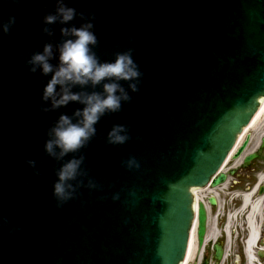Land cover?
Instances as JSON below:
<instances>
[{"label": "water", "instance_id": "water-1", "mask_svg": "<svg viewBox=\"0 0 264 264\" xmlns=\"http://www.w3.org/2000/svg\"><path fill=\"white\" fill-rule=\"evenodd\" d=\"M65 3L76 17L66 25H45L56 0H0V23L16 18L7 34L0 30V264H183L193 192L225 181L224 174L215 175L264 103V0ZM80 13L85 20L95 14L92 51L99 61L131 49L142 76L138 91H129L131 100L101 117L85 147L57 160L44 151L48 130L62 114L75 122L83 105L42 111L50 107L41 97L51 74L39 68L30 73L26 61L51 44L49 62L57 66L58 46L66 39L60 30L84 23ZM105 82L72 90L102 92ZM120 83L128 90L127 82ZM116 124L128 130L122 145L107 142ZM81 155L87 176L77 177L83 183L58 207L52 194L56 172ZM129 156L139 161V170L122 166ZM89 179L98 187H86ZM209 203L215 206L213 198ZM197 220L202 245V205ZM221 253L215 245L214 259Z\"/></svg>", "mask_w": 264, "mask_h": 264}, {"label": "clouds", "instance_id": "clouds-1", "mask_svg": "<svg viewBox=\"0 0 264 264\" xmlns=\"http://www.w3.org/2000/svg\"><path fill=\"white\" fill-rule=\"evenodd\" d=\"M19 4L20 0H12ZM77 15L73 7H69L65 0H56L54 13L44 16L43 23L51 25L59 21L60 24H69ZM85 20L84 13L79 14ZM95 14L92 13L79 27H62L61 34L66 37L58 46L59 64L53 66L49 61L53 56L51 44H45L42 52H36L26 61L29 65L28 71L35 73L37 69L42 75L51 78L44 86L42 101L50 104V107L43 108L47 112L68 105L70 102H78L83 105L82 109L74 112L76 118L68 115H60L55 125L48 130L49 139L45 141L44 151L51 157L59 160L69 153L78 152L85 147L96 133L95 125L105 113L119 112L122 103L131 100L129 91L135 93L139 89L142 73L139 66L132 58V50L116 53L115 59L111 62H100L92 51V46L97 43V37L92 30ZM15 16H9L7 21L0 23V30L7 34L15 24ZM47 35H51L48 27L43 29ZM103 83L102 92H74V86L84 87L91 84L93 87ZM121 81L127 82L128 90ZM128 130L125 125H113L107 135V142L111 145H122L129 140ZM58 150V151H57ZM84 157L69 159L56 172L57 179L52 185L53 197L57 206H62L74 197L76 189L81 186L83 180L77 181V177H86L87 172L82 170L81 165ZM30 167H35V161L28 160ZM122 166L129 171L139 170V161L134 156H129L122 161ZM72 181H77L73 185ZM89 189H95L98 185L92 179L88 180ZM134 195V191L129 192ZM113 200L119 199V193L112 196ZM257 256L249 258V264L257 261Z\"/></svg>", "mask_w": 264, "mask_h": 264}, {"label": "rangeland", "instance_id": "rangeland-1", "mask_svg": "<svg viewBox=\"0 0 264 264\" xmlns=\"http://www.w3.org/2000/svg\"><path fill=\"white\" fill-rule=\"evenodd\" d=\"M261 133H263L264 135V118H263V123H261L259 127H257L256 129L250 130L247 133L246 137H249L250 140L251 137H253L252 145L256 146L255 142L258 141ZM250 149H251V145H250ZM252 167L253 169L250 170H248V168L246 170H242L241 172L242 178L238 179V183L234 185L233 188H231L232 192L230 191V193L227 194L225 190L220 191L222 192L220 196L221 203H223L225 207L224 213H226V215L230 214L232 216L230 221L231 241L228 246L225 245L226 249L230 248L229 251L227 252L226 264H231L233 263L234 260H236L234 253L238 256V262H239L238 264H246L243 253V243L247 233L245 230V217L248 215L250 209L248 207L245 212L243 211L241 213H238L239 208L241 206V194L245 192L246 193L249 192L252 186L256 183L255 176L259 172H264V164L255 163ZM260 199L263 200L262 201L263 209L261 214L262 218L260 220L258 217H256V220H257V225H260L261 227L262 236L264 237V199H262L261 196L255 195L252 199V202H255ZM223 223H225L224 219H222V221L221 220L219 221L218 224L219 231L216 230L217 232H220L221 228L223 229ZM214 225H215L214 215L209 216V220H208L209 243L205 246V251L203 252L202 254L203 256L201 258L199 256V248H197L198 250L196 251L193 259L189 262V264H198V259H201V263L199 264H203L205 258H207L208 261H210V257H212L213 255L211 250V243L212 241L215 240L213 238V233L215 232ZM211 231H212V235H211ZM235 235L237 237L234 240ZM219 242L223 243V240H219ZM233 245L235 246V251H233Z\"/></svg>", "mask_w": 264, "mask_h": 264}, {"label": "bare ground", "instance_id": "bare-ground-1", "mask_svg": "<svg viewBox=\"0 0 264 264\" xmlns=\"http://www.w3.org/2000/svg\"><path fill=\"white\" fill-rule=\"evenodd\" d=\"M263 118H264V103L261 105L259 112L256 114V116H255L254 120L252 121L251 125L249 126V128L246 129L243 138L245 136H247V133L250 130H254L257 127H259V125L261 123H263ZM254 196H255L254 190L243 194L242 195L243 202H242V205L238 211V213H241L243 211L245 212L248 207L250 209L248 215L245 218V225H247L248 228L250 229L249 230L250 231L249 237H248V240L246 242V244H247L246 251L248 254L247 255V264H249V258L252 256L251 255L252 251L256 248L257 238L261 234L260 225H257L256 217H258L260 220L262 218L261 214H262V209H263V204H262L263 200L260 199V200H257L255 202H252V199ZM261 198L264 199V195L261 196ZM259 231H260V233H259ZM211 235H212V231H211ZM228 244H227V246H228ZM197 250L198 249H197V246L195 243V236H194V232H193L191 240H190V245H189V249H188V253H187L185 263H189L193 259ZM199 263H201L200 259H198V264Z\"/></svg>", "mask_w": 264, "mask_h": 264}, {"label": "flooded vegetation", "instance_id": "flooded-vegetation-1", "mask_svg": "<svg viewBox=\"0 0 264 264\" xmlns=\"http://www.w3.org/2000/svg\"><path fill=\"white\" fill-rule=\"evenodd\" d=\"M251 169V168H250ZM250 169H248V170H250ZM241 174V173H240ZM241 175H239V177H240Z\"/></svg>", "mask_w": 264, "mask_h": 264}]
</instances>
